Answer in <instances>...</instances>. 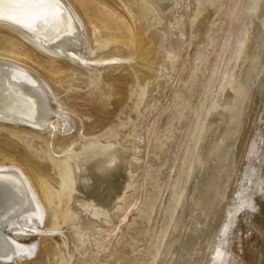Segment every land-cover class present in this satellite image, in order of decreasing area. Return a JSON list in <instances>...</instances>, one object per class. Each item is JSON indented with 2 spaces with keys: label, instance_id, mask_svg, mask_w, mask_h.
I'll return each instance as SVG.
<instances>
[{
  "label": "bare ground",
  "instance_id": "bare-ground-1",
  "mask_svg": "<svg viewBox=\"0 0 264 264\" xmlns=\"http://www.w3.org/2000/svg\"><path fill=\"white\" fill-rule=\"evenodd\" d=\"M139 1L145 10H139L138 14L140 40L135 57H128L121 44L89 51L87 27L71 0H0V28L17 34L45 56L79 65L86 71L87 78L95 82L94 91L106 102L110 93L104 77L114 74L122 65H129L136 70L144 86L138 114L145 117L158 106L165 91L159 59L164 58L171 65L175 62V56L163 49L160 36L176 19L172 11L176 0ZM216 8L213 0H204L197 6L191 28L194 53L187 56L179 74L170 109L174 120L183 115L180 111L188 99L191 73ZM148 12L157 17L154 29L144 24L143 18ZM249 21V36L233 63L240 72L233 83L227 78L219 92L227 98L235 96L236 103L229 110L216 100L214 109L207 115L186 185L158 250L156 264H264V210L261 208L264 184L255 187L256 179L253 180L258 177L254 170L256 162L264 161V110L261 112L264 90L253 88L264 65V0L257 1ZM230 112L233 114L229 115ZM74 114L54 94L45 76L26 64L0 58V129L10 132L18 127L39 134L48 149L51 146L49 151L57 163L67 171L66 184L71 188L70 194L57 205L55 225L48 229L44 226L46 207L32 173L17 163H0V191L9 193L0 202V263L21 264L35 253L38 241L43 238L48 264H76L79 248L89 247L90 237L109 223V213L122 204L129 189L128 165L137 153L139 128L134 125L130 133L114 145L100 146L97 138L79 133L71 136ZM196 124L197 117L193 116L187 128L189 138ZM254 132L256 140L252 144L250 138ZM57 136L74 137L71 146L79 145L82 149L78 153L71 149L56 152L52 142ZM161 139H169L167 130L156 138L159 143L154 145L148 159L150 169L163 153ZM238 149L241 151L237 164L235 152ZM177 166L171 168L170 178L175 175ZM145 177L148 179L150 173ZM235 179L241 181L230 206L226 202L227 192ZM150 195L154 192L150 191ZM153 201L154 198L146 200L147 209ZM223 202L227 208L223 220H218L217 209ZM195 216L205 219L191 222ZM246 225L245 256L239 260L242 256L240 235ZM217 232L220 236L210 245L209 252H204L201 238ZM180 249L185 255L178 256ZM92 255L101 258L97 252ZM120 255V249H115L103 264L129 261Z\"/></svg>",
  "mask_w": 264,
  "mask_h": 264
},
{
  "label": "rangeland",
  "instance_id": "rangeland-1",
  "mask_svg": "<svg viewBox=\"0 0 264 264\" xmlns=\"http://www.w3.org/2000/svg\"><path fill=\"white\" fill-rule=\"evenodd\" d=\"M71 1L87 27L89 51L121 44L128 57L136 56L140 40L138 14L139 10H145L141 1ZM203 1H175L172 11L176 19L170 23L167 32L160 36L163 49L175 56V62L171 65L166 59H159L158 66L162 68L165 78V91L158 101V106L151 109L145 117L138 114L144 86L140 84L136 70L129 65H122L114 74L104 77V83L110 93L106 102L94 91L95 82L87 78L86 71L79 65L45 56L16 36L17 34L0 28V58L26 64L47 78L54 94L75 113L71 118V136L79 133L89 138H97L100 146L114 145L128 135L134 125L139 128L137 153L128 165L131 173L127 184L129 189L123 196L121 206L109 213V223L99 233L90 237L89 247L79 248L76 264H103L112 257L117 248L120 249L122 258L129 259L122 264H156L158 250L186 185L200 131L207 115L214 109L216 100L229 110L236 103L235 96L227 98L226 94L220 96L219 92L227 78L233 83L240 72L233 63L249 36V14L255 11L258 0H213L214 6L217 7L215 16L206 33V39L201 44L200 57L191 73L188 99L180 111L183 115L179 120H174L170 110L182 65L187 56L194 53L191 46V28L197 15V6ZM143 21L148 28L154 29L157 25V17L151 12L144 16ZM256 82L253 88L263 92L264 65ZM194 107L198 109L195 110ZM263 110L264 102L261 112ZM193 116L197 117V124L189 138L187 128ZM164 130H167L169 139H161V142H164L163 153L150 169L148 159L154 145L159 143L156 141L157 136H161V131ZM35 133L18 127L12 128L10 132L0 129V163H17L32 173L46 207L44 226L50 229L55 225L59 201L70 194L71 188L66 184L67 171L57 163L50 152L51 146L48 149L43 138ZM252 135L250 142L253 144L256 140L255 132ZM74 139L55 137L52 142L55 151L71 149L75 153L80 152L82 146H71ZM262 148L264 149V141ZM240 151L238 149L235 152L236 161L240 158ZM256 163L254 170L258 177L253 180L256 179L254 186L260 187L264 184V161L259 160ZM173 166H177V170L170 178ZM243 169L244 166L241 167V170ZM147 173H150L148 179L145 177ZM235 181L227 192L226 202L229 204L236 199V188L241 180ZM150 191L154 192L153 196ZM152 198L154 201L147 209L145 202ZM226 202L217 209L218 220H223ZM131 203L134 205L129 207ZM261 208L264 210V203ZM203 219L205 218L195 216L191 218V222H202ZM247 226H244L246 228H243L240 235L239 249L241 248L242 256L239 260H243L245 256L243 243L248 231ZM187 232L190 235L191 231ZM219 236L220 232H217L215 235H205L201 238L200 246L204 252H209L210 245L213 246ZM92 252L99 253L101 258H95ZM182 254L185 255V251L180 249L178 256H183ZM55 262L59 263V260L55 258ZM48 263L44 239L41 238L35 253L27 256L21 264Z\"/></svg>",
  "mask_w": 264,
  "mask_h": 264
},
{
  "label": "water",
  "instance_id": "water-1",
  "mask_svg": "<svg viewBox=\"0 0 264 264\" xmlns=\"http://www.w3.org/2000/svg\"><path fill=\"white\" fill-rule=\"evenodd\" d=\"M8 192L7 191H5V190H1L0 191V202L2 201V200H4L5 199V197H7L8 196Z\"/></svg>",
  "mask_w": 264,
  "mask_h": 264
}]
</instances>
